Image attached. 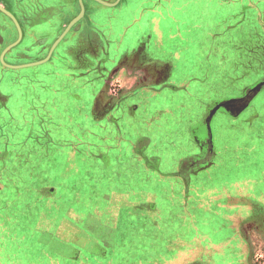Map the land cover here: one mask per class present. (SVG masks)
<instances>
[{"label":"crops","instance_id":"crops-1","mask_svg":"<svg viewBox=\"0 0 264 264\" xmlns=\"http://www.w3.org/2000/svg\"><path fill=\"white\" fill-rule=\"evenodd\" d=\"M88 1L107 7L124 1L125 10L134 2L136 14L124 28L116 27L111 16L106 17L108 24L100 27L92 20L97 18L92 12L96 5ZM103 1L110 3L114 0ZM168 4L173 7L169 9ZM193 26L214 27L216 55L212 64L220 73L224 67H230L233 72V66L242 63L237 61L240 48L249 52L247 61L258 62L260 57H264V42L255 47L250 39L259 33L264 34V0H117L113 5L98 0H0V201L6 202L0 204V224L23 225L21 238L24 255H31L29 261L39 256L41 260L50 258L58 261L57 264H143L146 252L151 250L146 264H201L199 261L204 253L213 257L220 255L222 264H255L253 257L258 253L252 248V237L248 236L245 228H249L247 224L255 226V221L261 218L264 221V210H257L264 209V199L260 200L254 190L252 194L245 191L247 186L235 184L230 187L233 192L231 198L225 202L223 198L216 199L215 207L209 211L211 216L212 213L215 215L216 221L198 218L194 222L199 233L207 237V242L211 244L216 240L223 243L218 247L211 245L212 248L202 252L201 248L192 250L190 238L175 232L174 224L177 225L179 220L180 225L187 226L186 220L192 222L196 211L204 213L201 209L205 204L210 206L211 201H193L192 184L184 177L189 176L193 182V177L208 175L206 172L211 169L196 173L201 165L197 163L201 153L176 158L171 167L168 154L159 156L153 153L150 156L147 152L154 140L159 147L171 145L169 132L174 123L168 119L162 122L158 118L176 110L165 108L160 103L155 107L157 110H145L143 102L156 91L152 90L159 78L155 70L163 65L170 67L173 63L168 57L170 47L177 44L174 43L176 33L188 31ZM223 32L228 36L225 41L220 39ZM235 37L239 40L234 41ZM204 45L206 47L207 43ZM226 51L236 54L227 59ZM212 76L208 79L211 80ZM198 79L201 81V77ZM208 79L203 78L209 82ZM164 82L162 88L171 86ZM112 86L117 87V92H113L115 88ZM197 86L194 87L195 92ZM172 87L178 91L187 87L183 92L192 88L189 83L181 85V88ZM195 96L190 98L195 99ZM211 101H201L202 108H191L185 102L181 105L193 117L180 121V115L177 119L180 122L176 134L178 140L201 149V144L206 145V133L204 135L199 129L193 135L189 129H198L202 123L199 120ZM64 112L65 118L70 117L65 124L72 129H75V123H89L96 129L101 130L103 126L112 131L118 124V128H123L121 121L130 123L135 134L126 136L125 125L119 131L120 136L105 142V146L93 142L92 146H85L87 149H80V152H92L103 167H111L117 162L121 166L126 164L128 168L120 173L123 183L100 192L104 209L92 206L96 203L92 202L94 188L90 189L87 200L91 207L85 210L78 199L79 189H71L70 198L65 199L66 193H63L60 202L55 201V205H51L53 209H48V216L44 211L33 215L30 202L28 205L24 203L26 199L20 198L21 190L29 193L28 187L34 176L47 177V181L50 179V190L57 194V187H65L63 176L74 177L77 174L73 162H69L67 169H59L58 164L55 168L52 165L47 168L42 167L41 157L34 156L41 155L48 142L55 145L71 143L67 138L59 141L52 136L54 129L60 126L59 122L65 125ZM144 112L156 114L155 118L143 119L141 124L139 118ZM163 125L160 135L156 128ZM154 128L157 132L149 131ZM215 128L217 133L219 127ZM211 137L216 140L217 148L222 142H235L225 140L223 134ZM145 148V158H141ZM227 150L221 151L224 158L221 155L216 159L218 172L223 176L243 175L240 165L236 172L234 168L231 174L226 171L228 165L233 166L236 157H240L235 156L234 147ZM236 150L237 153L244 151ZM78 155L79 148L76 155L79 158ZM35 159H39V167L32 162ZM53 174L57 178L55 182H51ZM125 175L133 181L124 183ZM17 176L25 177L24 181L17 184ZM47 184H44L45 189ZM71 186L74 187L73 182ZM168 193H171L170 197ZM42 204L40 199L39 206ZM188 204L191 207L189 217L185 212ZM168 208L169 219L164 217V209ZM219 220L222 222L218 223ZM37 223L39 226L34 227L33 232L32 225ZM145 233L152 234L151 247L139 244ZM163 241H166L164 246L161 245ZM32 243L42 252L33 255L26 251L31 250ZM227 249L232 256H228L230 259L225 258ZM202 264H207V259Z\"/></svg>","mask_w":264,"mask_h":264},{"label":"rangeland","instance_id":"rangeland-1","mask_svg":"<svg viewBox=\"0 0 264 264\" xmlns=\"http://www.w3.org/2000/svg\"><path fill=\"white\" fill-rule=\"evenodd\" d=\"M86 1V0H85ZM109 2V1H106ZM111 2H115L111 1ZM110 2V3H111ZM91 5H96L95 9H92V12L95 14V17L92 20L95 22H98L100 24V27H104L108 24L107 16H111V20L113 23L116 21L114 25L116 27L124 28V26H128V21L131 20V16L135 17L136 14V8L134 5V2H131L130 5L127 7V10H125V3L124 1H121L119 4H116L113 7H107V6H98L97 3L94 4L93 1H88ZM173 7V5L168 4V8L170 9ZM170 13V11H168ZM176 17V16H174ZM106 18V24L104 19ZM199 19V18H198ZM99 20V21H97ZM142 20V19H141ZM126 28V27H125ZM188 28V27H187ZM255 28V27H254ZM264 29V27H262ZM187 30V29H186ZM178 33V32H177ZM174 37V43H177L173 49V51H169V57L168 60L172 61L173 63L170 64V67L168 68V71H165V75H160V77L155 80L154 83H156V87H152L153 89H156L154 91V95H150L151 98L146 99L143 104H145L146 108L145 110L153 111V109L157 110L156 106L160 103L163 107H173L176 111L159 117L158 119L163 122L164 119H168L169 122H173V126L170 128L169 134L172 135V142L171 145L159 147L157 145V141L154 140V144L149 146V150L147 152L151 154L150 156H153V153H158L159 156L168 154V156L171 158L170 166L172 167L174 165V160L176 158H180L181 156L189 155L194 156L201 153V158L197 160L200 167H198L196 170V173L207 171L208 175H200L196 177H193L195 181L192 182V179L188 177H184L187 179V181L192 184V192H191V199L197 203L201 200H208L211 201V205L206 207L207 204H205V207L201 209L204 211V213L199 214L198 211H196V216L193 217L192 222L186 220V223H188L187 226L183 227V225H180V222L178 220L177 225L174 224L175 232L178 231L182 236H185L190 238V248L192 250L200 249L201 252L204 251L206 248L210 249L213 247H217L220 245L222 241H212L211 244L207 242V237H205L204 233H199L200 230L196 229L194 222H196L199 219H202V221H216L215 215L212 216L210 214V210L215 207V200L216 199H222V201L225 202V200H228L231 198L233 192L231 193L230 187L234 186L235 184L241 185V186H247L245 188V191L249 190V194H252L253 190L256 192L258 198L264 199V57H260L258 59V62L247 61V56L249 55V52H246L243 49L238 50V55L240 58L237 59L238 62L236 66H234L235 71L230 72L228 69H225L222 73V76L218 77L212 76L211 80L207 82L206 80H203V78L206 75V68L207 72L209 73L210 67L212 66L216 50H215V44H216V36H215V30L214 27H198L193 26L190 27V30L188 31H181L180 34H177ZM256 33V32H255ZM264 33V30H263ZM264 34L259 33L257 35H254L257 37V39H254V36H251L252 43L256 45L255 47H259L260 45H263ZM260 36V37H259ZM172 40V38H170ZM222 41H225L228 39L227 33H222ZM219 39V40H220ZM259 39V40H258ZM207 40V41H206ZM238 37L234 38V41H238ZM263 41V42H261ZM185 42V45H184ZM205 43H207V46L205 47ZM222 46V45H221ZM212 47L213 49H210ZM260 49V48H259ZM227 52V59H231L233 56H235V52ZM251 53V50H250ZM254 57V56H253ZM252 58V56H250ZM249 58V59H250ZM233 60H230L229 62H233ZM235 60V62H237ZM249 62V63H248ZM241 64V65H240ZM214 66V65H213ZM243 69V71H242ZM212 71H215V68H212ZM220 75V74H219ZM198 77H201L198 79ZM223 77V81L220 79ZM164 83H169L171 86L167 85L162 88ZM221 82V83H220ZM189 83V86L192 87L189 92H183L184 89L187 91V87L184 89L182 88V91H178L176 88L172 86H179L181 88V85H186ZM209 84V85H208ZM217 84H219L217 86ZM197 86V92H195L194 87ZM115 90L113 92H117V87L112 86ZM200 88V89H198ZM170 89L169 91L165 92L166 90ZM175 91V92H173ZM188 94V95H187ZM196 94V96H195ZM190 96L194 97L190 98ZM194 100L193 102L190 100ZM212 100L209 105H207V110L204 112V114L201 116L199 122H202L199 124L198 129L191 127L189 129V132L193 135H195V130L201 129L203 131V134L207 137V143L205 146L201 144L202 149L200 146H197L194 144H191L189 142L184 143L178 140L177 136V130L179 128V120L182 121L188 120L193 115L189 114L187 111H184L183 107L181 105L184 103L186 106H190L191 108H197L203 106V103L201 101L203 100ZM141 100V99H140ZM227 102V104L219 105L214 111L213 108L218 105V103L221 102ZM156 107V108H155ZM65 112L63 113V115ZM156 114H151L149 112H144L142 115V118H139V122H141L143 119H151ZM181 115V119L179 116ZM66 115L63 117V122H67V119H70V117L65 118ZM155 118V117H154ZM179 120L177 121V119ZM128 119V118H127ZM175 120V122H174ZM167 121V122H168ZM123 122V128L125 132L127 131L126 136H130V133L135 132L131 130L130 123L126 121ZM245 122V123H244ZM54 129V133H52L54 138H58L59 141L65 140L66 138L68 140H71V143L69 145L65 144H50L53 142L46 143L47 145L43 149L44 151L41 152V155H34L36 157L42 158V167H49L55 168L56 164H58V168L61 169H67L70 166V163H74V168H77V174L74 177H70L68 175L63 176L64 181V188L63 186L57 187V194L51 192V184L50 179L48 181L46 180L47 177L37 175L33 177V180L31 181L29 185V193L23 192L21 190V198L20 199H26L25 202L22 201V203H28L31 204L32 214L40 213V211H44L45 214H49V211L53 208L55 201L60 202L59 200L63 197L62 194H64L65 199L70 198V191L71 189H79L78 196L80 204L83 206L84 210L89 209L91 207V204H88V195L90 193V189L94 188L93 193V200L92 206L99 207L101 209L105 208V205L102 203L103 201L100 200L99 195L100 192H105L110 190L111 188L115 187L116 184L119 182H122L121 180V172L123 169L128 168L126 164H118L117 162L112 163L111 167H103L102 162L99 160L97 162L96 156H92V152L90 151H82L87 148L85 146L90 147L92 146L93 142L100 143L102 146H105V142L109 140H116L120 136L121 130H123L122 126L118 128V126H114V130L110 131L108 128L101 127V130L94 128L91 124L86 123H75V129H72L69 126L61 125ZM119 123V122H118ZM159 123V122H158ZM213 124V127L211 126ZM163 125L162 127H157L158 134L162 135L163 132ZM216 126L219 128L217 129L216 133ZM42 128V127H41ZM44 129V128H43ZM155 128L153 130H149L150 132H157ZM45 130V129H44ZM218 130L220 131L218 133ZM142 132H146L144 130H141ZM206 131V132H205ZM219 135H225L226 138H224L227 141L234 140L235 142L230 143H221L218 148L216 145V140H214L211 136H217ZM232 137V138H231ZM250 138V139H247ZM19 139L24 140L22 136H19ZM216 139V137H215ZM247 139V140H246ZM128 140V139H126ZM148 147V146H147ZM235 148V156H240L239 159L236 157L234 160V165H228L227 170L229 174L233 172L238 171V166L240 165L241 174L240 176H223L221 173L218 172L217 168L218 162L216 159L218 156H221V151H228L227 148ZM79 148V158L77 155V149ZM220 148V150H218ZM244 149L242 153H237L236 149ZM223 149V150H221ZM247 150V151H245ZM220 151V152H218ZM47 153V155L45 154ZM143 153V154H142ZM144 153H146V148L142 150L140 156L141 158H145ZM190 153V154H189ZM187 155V156H188ZM33 156V157H34ZM58 156V157H57ZM63 156V157H61ZM51 157V158H47ZM209 157V159H207ZM225 155H222V158H224ZM32 158V155H31ZM63 158V159H62ZM84 158V159H82ZM207 160H206V159ZM33 159V158H32ZM47 159H49L47 161ZM51 159V160H50ZM209 161V163H208ZM18 162V160L16 161ZM35 164L37 163L38 167L40 164L39 159L32 160ZM47 162V163H46ZM70 162V163H69ZM208 163V164H207ZM48 164V165H47ZM42 165V164H41ZM121 166V167H120ZM167 167V166H166ZM165 167V168H166ZM211 173V174H210ZM119 174V175H118ZM232 176V177H231ZM3 177V176H2ZM18 177V176H17ZM7 178V177H5ZM53 178L51 182H55L57 179L56 176L51 177ZM199 178V180H198ZM25 177H18L16 182L17 184H20L24 181ZM124 183H130L129 181H133L131 177H123ZM62 181V178H61ZM47 189H45V183H47ZM72 182L74 183V187L71 186ZM123 183V182H122ZM42 184V185H41ZM134 184V183H131ZM146 184V183H145ZM57 185V183H56ZM61 185V184H60ZM71 186V187H70ZM42 187V188H41ZM50 187V188H49ZM70 187V188H69ZM123 187V186H122ZM2 187L0 186V190ZM42 189V191H41ZM229 189V190H227ZM29 197H27V195ZM169 197L171 196V193H168ZM17 196V195H16ZM237 196V195H235ZM242 197V195H240ZM18 199V197H16ZM42 199L43 204L41 207L39 206V201ZM175 199V196L174 198ZM4 200L0 201L1 205H4L2 202ZM87 201V202H85ZM16 202V201H15ZM18 202V201H17ZM46 202V204H45ZM6 204V202L4 201ZM48 205V206H47ZM52 205V206H51ZM90 205V206H89ZM183 204H181L179 207H182ZM37 206V208H36ZM49 207V208H48ZM168 209H164V217L167 216V218H171L168 216ZM229 210V209H225ZM258 211H263V208H258ZM7 211V210H6ZM179 211V210H178ZM191 207L189 204L185 208V212L187 213V216H190ZM194 211V209H193ZM20 214V213H19ZM176 217V214H174ZM214 216V218H213ZM174 217V218H175ZM187 218V217H186ZM5 219V218H3ZM176 219V218H175ZM226 219V218H225ZM256 220L255 226L249 225V228L252 230H249V228L246 231L248 232V236H251L250 239L251 246L253 249H255V253H258V255L253 257V262L255 264H264V221L262 220ZM222 220H219L218 223H221ZM30 225V224H29ZM33 226V232L34 227H38L37 225ZM190 226V227H189ZM23 225L19 224H8L1 223L0 224V264H57L58 261L50 260L49 259H42L41 257L37 256L36 259H32L29 261V257H26L24 255V244L23 239L21 238L23 236ZM246 227V226H245ZM254 229V230H253ZM194 230L196 231L194 233ZM147 234V235H146ZM144 237H142L139 241V244H142L147 247H151V236L152 234L145 233L143 234ZM207 236V235H206ZM166 241H163L161 243L162 246H164V243ZM223 243V242H222ZM212 245V246H211ZM36 245L32 243L31 250L27 249L26 251H30L31 254H35L36 252H42L40 249H36ZM23 252V253H22ZM14 253H16V256H14ZM21 253V254H20ZM150 251H147L146 254H150ZM20 254V255H18ZM37 254V253H36ZM261 254V256H260ZM145 255L143 259V264L145 263L146 258H149V256ZM231 256V253L229 249L226 250L225 258H228V256ZM200 257V256H198ZM232 257V256H231ZM219 256H211L206 255L204 253L202 255L201 261L199 263H205V260L207 259V264H222L223 259ZM256 258L258 259L257 261ZM40 259V260H39Z\"/></svg>","mask_w":264,"mask_h":264},{"label":"flooded vegetation","instance_id":"flooded-vegetation-1","mask_svg":"<svg viewBox=\"0 0 264 264\" xmlns=\"http://www.w3.org/2000/svg\"><path fill=\"white\" fill-rule=\"evenodd\" d=\"M30 20V19H29ZM12 27H15L14 25L12 26ZM173 49L174 48H172V47H170V50L171 51H173ZM168 66L166 67V66H161V67H159L158 69H156L155 70V74H156V76H159L160 77V75H165L166 73H165V71H168ZM212 68H215V71H212ZM233 68H234V66H233ZM224 69H228L229 71H230V67H224ZM224 71V70H223ZM223 71H222V73H223ZM230 72H232V71H230ZM222 73H220V71H217L216 70V67H215V65L214 66H210V71H209V73L208 72H206V75H205V79H207L209 76H211V75H213V76H217L218 77V80H219V77L220 76H222ZM233 73V72H232ZM220 74V75H219ZM209 75V76H208ZM206 76H208V77H206ZM223 79V77L220 79V80H222ZM219 84H217V86H218Z\"/></svg>","mask_w":264,"mask_h":264},{"label":"water","instance_id":"water-1","mask_svg":"<svg viewBox=\"0 0 264 264\" xmlns=\"http://www.w3.org/2000/svg\"><path fill=\"white\" fill-rule=\"evenodd\" d=\"M98 2H101V3H104V4L113 5V4H115V3L117 2V0H116L115 2H111V3L106 2V1H103V0H98ZM80 3H81V8L83 9L82 2L80 1ZM227 102H228V101H226V103H225V102L223 101V102H221V103H218V105H216V106L213 108V111H214L219 105H223V103H224V105H225V104H227Z\"/></svg>","mask_w":264,"mask_h":264}]
</instances>
